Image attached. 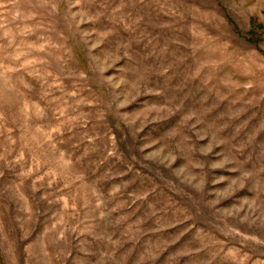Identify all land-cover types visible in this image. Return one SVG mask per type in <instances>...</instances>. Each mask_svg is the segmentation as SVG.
<instances>
[{"label": "rangeland", "instance_id": "obj_1", "mask_svg": "<svg viewBox=\"0 0 264 264\" xmlns=\"http://www.w3.org/2000/svg\"><path fill=\"white\" fill-rule=\"evenodd\" d=\"M0 264H264V0H0Z\"/></svg>", "mask_w": 264, "mask_h": 264}]
</instances>
